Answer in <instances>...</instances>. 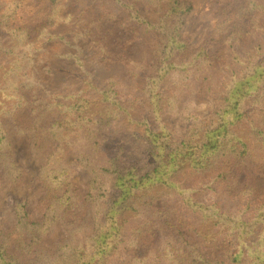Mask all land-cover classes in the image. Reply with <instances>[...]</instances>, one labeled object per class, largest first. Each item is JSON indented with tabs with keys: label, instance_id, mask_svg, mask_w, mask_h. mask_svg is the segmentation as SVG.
<instances>
[{
	"label": "trees",
	"instance_id": "obj_1",
	"mask_svg": "<svg viewBox=\"0 0 264 264\" xmlns=\"http://www.w3.org/2000/svg\"><path fill=\"white\" fill-rule=\"evenodd\" d=\"M24 1L0 9V119L29 104L62 116L28 129L54 145L38 172L45 210L33 220L17 203L0 264H264V191L233 173L246 158L264 169V0L227 12L250 28L212 54L184 37L190 0H47L41 21L20 23ZM122 120L140 132L119 133ZM66 147L90 172L82 200ZM0 170L22 174L1 122Z\"/></svg>",
	"mask_w": 264,
	"mask_h": 264
},
{
	"label": "rangeland",
	"instance_id": "obj_2",
	"mask_svg": "<svg viewBox=\"0 0 264 264\" xmlns=\"http://www.w3.org/2000/svg\"><path fill=\"white\" fill-rule=\"evenodd\" d=\"M9 0H0V9L4 7ZM193 4V10L186 19L183 28L184 37H188L191 46L203 44L207 53H216L221 42L226 38L228 33L234 29H247L246 23L248 16H234L233 20H228L227 12L238 11L242 0L232 3V0H190ZM49 5L47 0H25L17 11L19 22H39L47 11ZM250 28V27H249ZM111 32L106 42L111 49H119L120 28L111 27ZM60 68H72V61L59 62ZM104 70L100 71L103 75ZM56 78L60 76L59 72L55 73ZM70 80L73 79L70 77ZM30 99V95H27ZM32 104L27 107L14 111L13 114H5L0 122L5 129L7 139L11 144L13 159L22 170V174L17 182L6 179L0 170V229L11 230L15 224L14 209L17 203L23 199L27 200V211L30 218L38 220L42 217L45 205L41 203L44 195V189L38 176L39 169L44 164L47 154L54 145L43 144V140H37L28 131L29 127L37 122L47 126L51 121L62 116L57 108H51L46 112L32 111ZM119 133L127 134L132 131L140 132L139 128L133 123L122 120L118 124ZM64 162L71 170V182L76 187L75 192L79 194L80 200L85 194L88 181L90 179L89 170L78 163L75 150L70 147L65 148ZM239 171V178L246 184H251L257 189L264 191V169H258L252 165L248 158L244 159L239 166V170L233 168V173ZM185 238L190 242L200 241V238L194 232L184 231ZM65 234V228H57L48 235L43 236L42 241L45 246H53ZM13 247H11V250ZM201 250L208 256H216V259H223L222 251L219 248H210L201 245ZM223 264H235L224 258Z\"/></svg>",
	"mask_w": 264,
	"mask_h": 264
}]
</instances>
